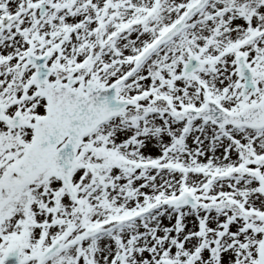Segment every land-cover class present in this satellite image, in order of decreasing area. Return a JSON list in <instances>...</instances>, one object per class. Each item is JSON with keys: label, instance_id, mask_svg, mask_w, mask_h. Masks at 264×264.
Instances as JSON below:
<instances>
[{"label": "snow or ice", "instance_id": "1", "mask_svg": "<svg viewBox=\"0 0 264 264\" xmlns=\"http://www.w3.org/2000/svg\"><path fill=\"white\" fill-rule=\"evenodd\" d=\"M0 264H264V0H0Z\"/></svg>", "mask_w": 264, "mask_h": 264}]
</instances>
